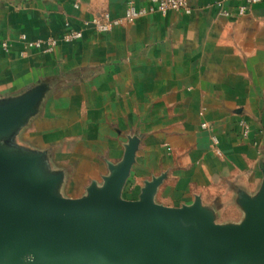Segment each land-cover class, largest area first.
Wrapping results in <instances>:
<instances>
[{
	"label": "crops",
	"instance_id": "1",
	"mask_svg": "<svg viewBox=\"0 0 264 264\" xmlns=\"http://www.w3.org/2000/svg\"><path fill=\"white\" fill-rule=\"evenodd\" d=\"M215 1L188 0V15L153 13L108 33L89 27L52 53L20 57L21 33L59 36L147 0H0V43L11 44L0 46V100L44 88L15 138L62 171L63 196L100 184L136 136L123 198H138L145 180L164 174L155 202L177 207L199 197L217 223L242 219L238 195L254 196L264 172V0L238 17L219 16ZM241 2L224 7L235 13Z\"/></svg>",
	"mask_w": 264,
	"mask_h": 264
},
{
	"label": "water",
	"instance_id": "2",
	"mask_svg": "<svg viewBox=\"0 0 264 264\" xmlns=\"http://www.w3.org/2000/svg\"><path fill=\"white\" fill-rule=\"evenodd\" d=\"M37 86L0 100V264H264V172L254 196L239 193L238 223L219 224L199 197L189 205L154 201L164 174L145 180L138 198L122 191L138 137L84 195L60 192L62 171L45 153L17 144L43 98Z\"/></svg>",
	"mask_w": 264,
	"mask_h": 264
},
{
	"label": "built area",
	"instance_id": "3",
	"mask_svg": "<svg viewBox=\"0 0 264 264\" xmlns=\"http://www.w3.org/2000/svg\"><path fill=\"white\" fill-rule=\"evenodd\" d=\"M226 0H216L214 5L217 9V14L222 17L242 16L249 7L260 0H242L241 4L236 8L235 13H231L224 7ZM169 11L181 12L185 15L191 13L192 9L188 0H147L146 5L137 6L133 2H128L123 15L120 17H112L108 12H103L98 15L92 16L90 19L82 21L81 28H67L59 36H46L29 39L24 33L18 36L22 48L18 52L20 57H24L29 51L34 50L40 53H52L60 44H71L83 36V31L86 28H92L98 33H108L115 27L122 25H129L134 23L135 20L153 13H158L162 16L166 15ZM67 26V24H65ZM0 46L3 50L7 51L11 44L7 41H2ZM206 123H202L201 127L206 128ZM211 149L216 155H220L218 148V139L215 135H211Z\"/></svg>",
	"mask_w": 264,
	"mask_h": 264
},
{
	"label": "rangeland",
	"instance_id": "4",
	"mask_svg": "<svg viewBox=\"0 0 264 264\" xmlns=\"http://www.w3.org/2000/svg\"><path fill=\"white\" fill-rule=\"evenodd\" d=\"M122 196H124L123 191H122Z\"/></svg>",
	"mask_w": 264,
	"mask_h": 264
}]
</instances>
